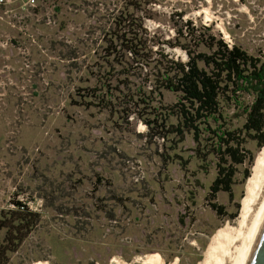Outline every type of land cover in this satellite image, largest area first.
<instances>
[{
  "label": "rangeland",
  "instance_id": "obj_1",
  "mask_svg": "<svg viewBox=\"0 0 264 264\" xmlns=\"http://www.w3.org/2000/svg\"><path fill=\"white\" fill-rule=\"evenodd\" d=\"M156 1L146 26L161 40L178 45V30L192 22L264 58V0ZM81 25L60 30L49 1L0 4V211L20 202L41 216L8 264H146L152 254L203 264L214 239L235 227L250 165L238 168L231 195L211 200L216 170L196 159L191 136L173 149L133 117L86 104L80 96L101 91L85 74L86 56L67 52ZM167 52L188 59L179 46ZM176 100L165 94L166 105ZM246 148L252 174L262 148L251 140Z\"/></svg>",
  "mask_w": 264,
  "mask_h": 264
},
{
  "label": "trees",
  "instance_id": "obj_2",
  "mask_svg": "<svg viewBox=\"0 0 264 264\" xmlns=\"http://www.w3.org/2000/svg\"><path fill=\"white\" fill-rule=\"evenodd\" d=\"M45 1L55 6L60 30L69 22L82 24L67 52L73 60L86 56L85 74L96 77L92 90L100 86L101 93L79 98L119 117H133L146 126L148 137L173 149L191 136L196 159L213 163L216 170L211 200L222 192L232 194L238 168L246 163L244 177L250 178L254 156L246 145L251 140L264 146V58L192 22L185 25L188 32L178 30L183 40L178 45L161 40L146 26L154 19L156 0ZM167 46H179L187 61L176 60ZM166 93L176 102L166 105ZM240 116L244 120L235 122ZM212 208L222 210L215 203ZM40 223L41 216L20 202L0 211V264L9 263Z\"/></svg>",
  "mask_w": 264,
  "mask_h": 264
},
{
  "label": "bare ground",
  "instance_id": "obj_3",
  "mask_svg": "<svg viewBox=\"0 0 264 264\" xmlns=\"http://www.w3.org/2000/svg\"><path fill=\"white\" fill-rule=\"evenodd\" d=\"M205 18H211L205 10ZM226 38L228 35L225 33ZM230 40V39H229ZM264 220V146L262 147L247 182L235 227L222 231L215 239L203 264H246ZM115 261V260H114ZM146 264H164L159 254L147 255ZM35 264H47L38 262ZM117 264H126L119 261ZM176 264V263H175Z\"/></svg>",
  "mask_w": 264,
  "mask_h": 264
},
{
  "label": "water",
  "instance_id": "obj_4",
  "mask_svg": "<svg viewBox=\"0 0 264 264\" xmlns=\"http://www.w3.org/2000/svg\"><path fill=\"white\" fill-rule=\"evenodd\" d=\"M246 264H264V220Z\"/></svg>",
  "mask_w": 264,
  "mask_h": 264
},
{
  "label": "built area",
  "instance_id": "obj_5",
  "mask_svg": "<svg viewBox=\"0 0 264 264\" xmlns=\"http://www.w3.org/2000/svg\"><path fill=\"white\" fill-rule=\"evenodd\" d=\"M22 5L24 6V8L27 6V5H33L34 6V3L36 2V0H20ZM0 4H4V0H0Z\"/></svg>",
  "mask_w": 264,
  "mask_h": 264
}]
</instances>
